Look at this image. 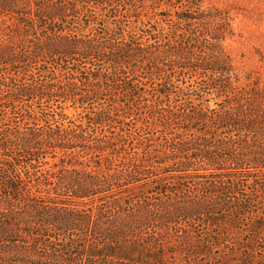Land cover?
Wrapping results in <instances>:
<instances>
[{"label": "trees", "instance_id": "16d2710c", "mask_svg": "<svg viewBox=\"0 0 264 264\" xmlns=\"http://www.w3.org/2000/svg\"><path fill=\"white\" fill-rule=\"evenodd\" d=\"M202 2L0 0V264H151L230 228L264 264V77Z\"/></svg>", "mask_w": 264, "mask_h": 264}, {"label": "rangeland", "instance_id": "374dc122", "mask_svg": "<svg viewBox=\"0 0 264 264\" xmlns=\"http://www.w3.org/2000/svg\"><path fill=\"white\" fill-rule=\"evenodd\" d=\"M143 1L148 10L152 5L166 7L157 6L158 0ZM202 7L225 8L234 17L233 28L236 35L228 38L224 47L233 57L236 71L240 73L242 80L247 73L264 77V0H203ZM210 104L213 105V101ZM66 112L71 116L84 114L82 109L73 107ZM214 226L216 227H212ZM240 234L238 229H221L220 235L215 238V233L211 231L208 243L204 240L207 237L205 234L199 237L194 233L187 240L177 234L163 238L162 244L155 248L162 249L163 253L150 256L149 259L153 262L151 264H160L158 262L162 259L166 264H249L247 256L252 257L257 250L254 245H245ZM119 253L125 257L124 262L127 264H150L147 263L148 257L144 252L125 250Z\"/></svg>", "mask_w": 264, "mask_h": 264}]
</instances>
